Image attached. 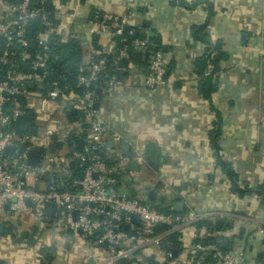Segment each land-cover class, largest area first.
Here are the masks:
<instances>
[{"label":"crops","instance_id":"obj_1","mask_svg":"<svg viewBox=\"0 0 264 264\" xmlns=\"http://www.w3.org/2000/svg\"><path fill=\"white\" fill-rule=\"evenodd\" d=\"M185 1L201 4L187 10L171 5L170 0L69 2L77 19L75 32L84 61L98 52L87 33L92 10L127 15L130 27L159 39L164 54V86L154 90L144 86L148 63L140 59L130 61L132 70L122 74L121 79L117 77L122 83L119 89H102L96 107L109 125L102 155L111 166L127 168L131 158L136 162L137 157L143 158V163L137 162L138 172L129 170L132 175L116 179L123 194L143 198L149 187L157 198H165L172 206L183 202V212L230 213L224 218H204L212 223L225 222V228L209 233L202 227L199 240L216 235L228 247L239 240L248 248L247 264H264V236H257L254 227L246 222L247 216L264 214V0ZM208 5L212 16L207 22ZM205 22L203 33L212 44L219 43L220 52L226 56L211 76L213 90L207 96L200 92L203 79L194 64L207 46L191 34L192 27ZM112 39L101 36L98 47L112 50ZM134 52L143 51L136 48ZM73 114L77 115L74 121L60 114L54 117L68 127L80 118L75 111ZM35 116L30 115L32 124ZM216 130L214 148L212 137ZM59 132L60 139L68 133L64 129ZM83 135L72 130L68 149H77L73 141L83 142ZM218 158L230 166L233 178L223 170ZM69 165L73 167L74 163L70 161ZM45 186L43 181L38 188ZM234 186L250 192L239 194ZM0 225L4 226L0 264H85V260L93 264L108 257L104 254L106 246L90 249L84 241L62 230L57 217L37 222L27 213L6 212ZM177 234L185 245L198 238L195 226ZM45 248L49 251L43 255ZM92 251L102 256H87ZM140 252L148 257L156 250ZM155 257L160 264H171L159 251ZM140 262L142 258L138 256L135 264Z\"/></svg>","mask_w":264,"mask_h":264},{"label":"built area","instance_id":"obj_2","mask_svg":"<svg viewBox=\"0 0 264 264\" xmlns=\"http://www.w3.org/2000/svg\"><path fill=\"white\" fill-rule=\"evenodd\" d=\"M70 1L20 0L13 3L0 0V67L3 68L0 77V223L6 212L27 213L35 221L43 222L47 219L43 216L44 204L50 202L57 207L56 217L60 219L62 230L84 241L90 249L106 246L104 254L108 257L93 264H115L141 249L156 250L154 257L159 251L171 264H247L248 248L239 240L226 249L205 247L199 243L185 245L180 240V253L175 259L160 249L166 236L186 232L204 218H224L231 216L230 213H197L188 209L182 214H164L138 199L128 198L116 188V179L132 175V172L122 165L111 166L104 159L102 149L109 125L96 106L102 89H119L122 83L117 81V74L130 72L134 65L129 62L126 66H119L115 63L114 73L107 74L106 55L115 53L124 57L129 47L144 52L149 43L146 38H137L118 49L113 44L110 51L102 46L78 66L72 90L58 88L56 83L48 84L46 69L51 57V38H58L63 45L71 39L78 40L75 32L77 19ZM47 2L51 3L49 11L44 9ZM30 25L31 37L26 31ZM130 28L127 15L117 16L95 10L87 33L90 38L121 37L127 31L131 37L134 30ZM32 44H35L34 48H31ZM165 76L164 54L161 50L153 51L147 64L144 86L148 90L164 86ZM19 96L21 100H18ZM68 111H75L80 118L67 127L60 124L54 114L66 117ZM25 113L36 115L33 123L39 126L36 134L15 130L16 120ZM61 129L68 133L60 139ZM72 130L84 132L82 149H68ZM53 137L61 144V150L49 152ZM7 148H15L16 152L6 154ZM33 150L40 152L35 166L27 161ZM136 159L139 164L143 163L141 156ZM70 161L77 164L79 173H82V178L73 180L71 184L79 188L76 192L65 190L63 182L53 180L55 177L64 181L72 179L68 167ZM44 176L48 181L44 189H39ZM74 212L78 214L76 221ZM135 217L139 220L138 226L133 221ZM246 222L254 227L257 236H264V214L247 216ZM159 226L166 229L155 232L154 228ZM87 256L102 255L92 251ZM85 264H88L87 260Z\"/></svg>","mask_w":264,"mask_h":264},{"label":"trees","instance_id":"obj_3","mask_svg":"<svg viewBox=\"0 0 264 264\" xmlns=\"http://www.w3.org/2000/svg\"><path fill=\"white\" fill-rule=\"evenodd\" d=\"M6 1H11L13 3H18L20 2V0H6ZM60 3H66L65 0H58ZM87 0H81V2H85ZM170 4L173 6H179L182 8H185L187 10H192L194 8H196L197 6H199L201 4V2L199 1H195L192 3H187L185 0H170ZM208 10H207V22L209 20V18L212 16V8L210 5L207 6ZM94 10L91 11L90 13V17L89 20H91L92 15H93ZM207 22H205L202 26H194L191 28V34L193 39L195 40H199L201 42H203L207 48L203 54V56H201L200 58L196 59L194 64L196 69L198 70L199 74L201 75L203 82L201 84L200 87V92L204 95L207 96V94L211 93L213 90V85L211 83V76L218 70V66L217 64L224 60L226 58L225 54H223L222 52H220V44L219 43H215L212 44L209 37L204 34V30L207 26ZM132 30H134V34L133 36H128L127 31L124 32L122 34L121 37H113L112 41L114 44V47L116 49L121 48L123 45L125 44H131L130 42L133 39H143L146 38L148 40V49L142 53H135L134 49L129 47V49L127 50L126 56L122 57V56H116L115 53L113 54H107L106 55V66L108 68V72L107 74H112L114 73L113 70V65L116 63L119 66H126L130 61H138L140 59H142L144 62L148 63L149 61V57L151 55V53L153 51L156 50H161L162 51V46H161V42L159 41V39L157 37H150L147 36L144 32H142L139 28H130ZM29 37H31L30 35H28ZM126 39V41L124 42L123 39ZM101 42V37H92V46L94 49H97V51L100 50V47H98V43ZM50 50H51V57L50 60L48 62V66L46 69L47 75H46V81L48 82V84H52V83H56L58 88H63L64 89H68V90H72L74 88L75 85V77L77 74V68L80 64L84 63V58H83V51H82V45L78 40H74L71 39L67 42V44L63 45L59 43L58 38L53 37L51 38L50 41ZM64 49H68L70 51V56L69 58L65 59L61 56V53ZM31 52H33V50L31 49ZM211 66V67H210ZM211 68V70L208 72L207 69ZM2 70L3 68L0 67V77L2 76ZM24 70V69H23ZM116 75V73H115ZM66 116L67 118H69L71 121H74V119L76 118V114H73L71 111L66 112ZM39 126L32 124L28 130V133L30 134H36L38 132ZM218 136V130L213 132V137H212V145L215 148L216 147V139ZM56 138L53 137L51 138V144L49 145V152H56L61 150V144L56 142ZM70 140H73V138H71ZM109 165H111V162H107ZM218 163L221 165V167L223 168V170L231 177L233 178L234 175L230 169V166L228 164H225L224 162H222L220 160V158H218ZM69 169L72 172V179H69L67 181H64L63 179L59 178V177H55L53 180L56 183H64V187L65 190L68 191H72V192H76L78 191V187H72V181L75 179H79V167L77 166V164H74L73 167H71L68 164ZM118 180V178H117ZM42 181L47 182L48 181V177L44 176L42 177ZM116 188L118 189V187L116 186ZM157 189L159 188V186L156 187ZM233 190L238 192L239 194H244V193H248L250 192L249 190H239L237 189L235 186L233 187ZM126 195V194H125ZM128 198L131 199H138L139 202H141L142 204H145L147 206H149L151 209L160 212V213H164V214H168V213H177L174 212L172 210V205L171 203H169L165 198H157L155 197L154 200H149L146 197L143 198H139L134 196V194L132 195H126ZM182 212H178V214H182ZM136 226H138L139 224L135 223ZM195 229L197 231V239H195L193 241V244H203L205 247L210 246L212 248H218V249H223L222 243L223 240L216 236V235H207L206 238L199 240V237L201 236V233L199 230L203 227H205L209 233H212L214 231H220L222 229L225 228V222H219L217 221L216 223H212L209 221H206L204 219L196 222L194 224ZM166 228L163 226H159V227H155L154 231L155 232H162L164 231ZM180 234H177V232L170 234L168 236H166L162 241H161V245H160V249L162 251L165 252H169L170 254H172L173 250L179 251L181 242L178 239L180 236ZM93 240V239H92ZM104 248V245H101L100 248ZM122 248L124 246H121ZM106 251V247L104 248ZM49 251V249L45 248L41 251V253L44 255L45 253H47ZM52 252V250L50 251ZM141 257L142 258V262L138 263V264H159V262L156 261V258L154 256H143L140 252V250H136L132 255L131 258H127V259H122V260H118L115 264H135L136 258L137 257Z\"/></svg>","mask_w":264,"mask_h":264},{"label":"water","instance_id":"obj_4","mask_svg":"<svg viewBox=\"0 0 264 264\" xmlns=\"http://www.w3.org/2000/svg\"><path fill=\"white\" fill-rule=\"evenodd\" d=\"M50 8H51V3L47 2V3L44 4V9L46 11H49ZM26 31H27V34L31 35L32 26L31 25L28 26ZM34 47H35V44H32L31 48H34ZM61 56L63 58H65V59L69 58L70 51L68 49H64L62 51V53H61ZM24 68H26V66H24ZM39 73H41V71H39ZM117 77L121 79L122 78V74H117ZM18 100H21L20 96L18 97ZM72 113H74V111H72ZM30 124H31V117H30L29 114L25 113V114H22L21 116H19V118L16 120V122L14 124V127H15L16 131H18L20 133H25V132H27L29 130ZM82 143L83 142H82L81 139L73 141V144L75 145V148H77V149H81V147L83 145ZM148 150H149V148L146 147V152H145L146 155H148ZM15 152H16L15 148H7L5 150L6 154H11V155L14 154ZM39 153L40 152L38 150H33V151H31L29 153L27 161H28V163L30 165L35 166L37 164V162L39 160ZM144 161L146 162V160H144ZM70 165L72 166V164H70ZM127 166L129 168V170H131L133 172H138L137 162H136V160L134 158L133 159L131 158L128 161ZM79 178L80 179L82 178V173L81 172L79 173ZM145 190L148 191L147 198L149 200H154V198L157 196V193L154 190H150L149 187H146ZM91 206H92V204H91ZM6 209H7V206H6ZM172 210L174 212H177V213L178 212H182V210H183V202H175L173 204V206H172ZM56 214H57V207H56V205L54 203L48 202V203L44 204V207H43V216L44 217L49 218V219H54V218H56ZM77 216H78L77 212H74L73 213V219L75 221L77 220ZM133 221L135 223H138L139 220H138L137 217H135L133 219ZM113 223L115 224V221H113ZM3 228H4V226L0 225V234L3 233ZM125 230L128 231L127 228H125ZM221 247L223 249H226L227 243L223 242ZM176 254H177V251L173 250L172 256H175Z\"/></svg>","mask_w":264,"mask_h":264},{"label":"rangeland","instance_id":"obj_5","mask_svg":"<svg viewBox=\"0 0 264 264\" xmlns=\"http://www.w3.org/2000/svg\"><path fill=\"white\" fill-rule=\"evenodd\" d=\"M142 194H143L144 196L146 195V193H145V192H143Z\"/></svg>","mask_w":264,"mask_h":264}]
</instances>
